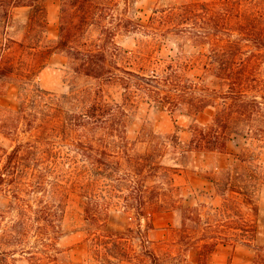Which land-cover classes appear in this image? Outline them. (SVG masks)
Instances as JSON below:
<instances>
[{
	"label": "rangeland",
	"instance_id": "rangeland-1",
	"mask_svg": "<svg viewBox=\"0 0 264 264\" xmlns=\"http://www.w3.org/2000/svg\"><path fill=\"white\" fill-rule=\"evenodd\" d=\"M193 1L211 0H99L107 9L79 30L80 46L107 52L111 70L119 74L113 81L100 84L75 72L65 53L43 58L14 50L16 61H38L34 83L64 108L26 87H0V109L18 110L22 92L32 96L19 128L12 134L0 131V172L6 153L20 141L43 152L24 161L27 168L17 178H0V264H264V140L233 133L227 153L196 150V127L211 125L215 110L208 107L195 116L192 106L172 110L169 101L180 85L187 84L195 102L210 90L227 88L204 68L214 62L203 56L211 48L179 35L159 37L142 26L157 10ZM37 3L47 7V34L56 39L61 0ZM30 11L12 9L8 19L0 8V45L10 44L9 37L23 38ZM170 65L177 74L165 72ZM154 69L162 84L132 80L123 71L151 77ZM98 86L109 103L127 109L128 117L107 129L65 130L57 123L54 117L80 107ZM177 131L181 140L175 142ZM106 146L142 156V164L154 155V170L147 166L140 178L134 172L138 158L124 155L118 165V158L108 156L120 170H109L106 186H97L102 172L97 160ZM240 156L247 160L241 163ZM121 176L125 179L116 178ZM140 193L147 196L141 213V200L131 198Z\"/></svg>",
	"mask_w": 264,
	"mask_h": 264
},
{
	"label": "trees",
	"instance_id": "trees-1",
	"mask_svg": "<svg viewBox=\"0 0 264 264\" xmlns=\"http://www.w3.org/2000/svg\"><path fill=\"white\" fill-rule=\"evenodd\" d=\"M22 7H29L31 10L27 21L22 25L23 38L9 37L7 40L10 44L0 45V87L16 85L22 91L26 87V89L29 88L28 92L29 90L35 92L39 99L47 97L50 102L54 101L57 109L64 108V105L55 102L56 97L34 83L37 71L40 70L38 61L35 59L33 63L16 61L13 56L14 50L29 52L33 57L41 55L43 58L65 53L70 57L75 72L90 77L100 84L103 81L119 78V74L111 70L108 55L104 49L80 46L79 30L84 26L95 24L97 15L103 16V12L107 9L105 3L99 0H61V25L56 39L48 37V10L44 4H38L37 0H0V8L6 9L5 17L8 19L12 9ZM79 14H81L80 20L77 19ZM130 21L132 20L128 22ZM142 26L146 30L151 29L159 37L179 35L181 38H189L199 44H207L211 48L209 54H203V56L211 58L214 62L205 64L204 68L212 71L227 88L225 90L209 89L208 95L195 102V97L189 93L187 84L180 85L174 87L176 88L174 98L169 101L172 102V110H187L188 106H192L195 116H199L208 107L215 110L211 125L204 128L196 127L192 140L196 150L203 152L213 147L220 153H227L228 141L233 133L244 135L246 138L264 140V0L193 1L178 7L157 10L150 18L149 24ZM40 68L42 69V65ZM24 69L28 72L26 75L22 71ZM169 70L173 71L171 75L177 74L171 65L167 66L165 72ZM123 71L130 75V79L133 80L136 76L149 84L150 82L162 84L164 80L157 69L152 71L151 77L140 76L133 71ZM169 80L171 77L168 76L166 82L169 83ZM98 87L94 95L80 103V107L68 109L65 115L54 117L58 120L57 123L62 124L65 130H78L92 126L107 129L114 126L122 116L128 117L127 109L122 105L109 103L103 95H100L98 90L101 94L103 90L100 86ZM22 97V106L18 110L0 109V131L5 134H12L26 118L25 105L29 100L31 101L32 96L22 92ZM170 97L171 95H166L163 98ZM124 123L126 127V121ZM121 136L124 141H129L126 136ZM172 139L175 142L181 140L178 131ZM38 143L40 144L39 140ZM35 149L37 151H34ZM38 152L40 156L43 154L41 148L31 141L17 143L11 152L5 155L7 159L4 170L0 172V178L5 181L7 177L16 176L17 178L27 168L23 162L34 159L32 155ZM102 155L103 158L97 160L99 165L96 167L97 171L102 172L98 171L99 177L95 178L96 185L100 187L106 186L104 178H109V170L110 174L119 172L120 169H114L111 163L118 158L119 165L124 155L130 159L138 158L134 164L136 166L134 172L138 177L143 175L147 166L152 170L155 166L153 165L154 155L149 156L150 161L146 157L145 160L148 163L142 164L144 160L142 156L134 157L121 148L116 151L109 150L106 146L100 156ZM108 156L113 161L108 160ZM238 159L241 163L247 160L241 156ZM132 177L131 182L136 181V177ZM145 177L146 175L140 178ZM116 178L125 179L122 176ZM143 192L146 191L143 190ZM144 194H138L137 198L131 197L141 200L142 207L138 208L143 209L139 211L140 213L144 210L143 206L147 204V196ZM100 198L103 199L104 196L101 195ZM104 204L98 201V206H104ZM103 212L101 215L104 214ZM150 223L153 226L152 222ZM201 254L203 256L204 252L202 251Z\"/></svg>",
	"mask_w": 264,
	"mask_h": 264
},
{
	"label": "crops",
	"instance_id": "crops-1",
	"mask_svg": "<svg viewBox=\"0 0 264 264\" xmlns=\"http://www.w3.org/2000/svg\"><path fill=\"white\" fill-rule=\"evenodd\" d=\"M23 9H25L26 7H22Z\"/></svg>",
	"mask_w": 264,
	"mask_h": 264
}]
</instances>
